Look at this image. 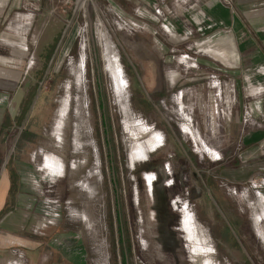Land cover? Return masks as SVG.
<instances>
[{
	"label": "rangeland",
	"instance_id": "374dc122",
	"mask_svg": "<svg viewBox=\"0 0 264 264\" xmlns=\"http://www.w3.org/2000/svg\"><path fill=\"white\" fill-rule=\"evenodd\" d=\"M239 1L0 0V264H264V0Z\"/></svg>",
	"mask_w": 264,
	"mask_h": 264
},
{
	"label": "crops",
	"instance_id": "0c3cea01",
	"mask_svg": "<svg viewBox=\"0 0 264 264\" xmlns=\"http://www.w3.org/2000/svg\"><path fill=\"white\" fill-rule=\"evenodd\" d=\"M249 0H246V2H240L239 1V3L241 4L240 5V7L242 8V4H243V6H245V7H247V2H248ZM245 3V4H244ZM30 7H32V6H28V8H30ZM34 7V6H33ZM217 7L218 6H216V4H210V5H207V7H206V10H208V13H209V15H212V16H215V17H218V15H219V17L222 19L223 18V21L228 25V26H231V25H233V23L234 24H236V26H240V30H242L243 29V32L241 31V32H238L237 33V36H241V38L243 39V41L244 40H246L247 41V39H249L248 37H250L251 38V36H252V38H254L255 40H256V38H255V36H258V34L257 33H260V31H262L261 30V28L259 27V26H261V24L260 25H258V27H256V28H253V29H251V27L250 26H246L245 24H243L242 22H240V17H234V15L231 13V12H229V11H227L226 9H218V10H216L217 9ZM36 10V8H32V9H30V10H32V11H34V10ZM29 10V11H30ZM228 15V16H227ZM227 16V17H226ZM27 20H28V18H27ZM152 21H154L155 19H151ZM205 20H210L209 18L208 19H205ZM166 21V19H163V21H162V23L161 24H163V22H165ZM170 21V20H169ZM211 21V20H210ZM158 22V21H157ZM171 22L172 21H170L169 23L171 24ZM207 23V22H206ZM161 24H160V27H162L161 26ZM149 25V24H148ZM172 25V24H171ZM244 28H246L247 29V31H244ZM148 29V28H147ZM156 29V28H155ZM162 31H163V28H162ZM164 32V31H163ZM257 34V35H256ZM154 35V37H153V39L154 38H157V39H159V38H161L162 36H161V33H157L156 31H155V33L153 34ZM166 35V34H165ZM160 36V37H159ZM167 37V36H166ZM247 38V39H246ZM251 38V39H252ZM170 40V39H169ZM258 41V40H257ZM202 44V43H201ZM200 43L198 44V45H201ZM208 49H211L212 51H217L216 49H213L211 46H208L207 47V49L206 50H208ZM205 50V51H206ZM225 57L226 56H224V58H223V60L225 59ZM3 63H6L7 61L6 60H3L2 61ZM9 177V176H8ZM1 179V178H0ZM9 181H10V178H9ZM9 189H10V185H9ZM9 189L2 195V197H0V211L4 208V206H5V204L7 203V198H8V194H9ZM2 219V218H1ZM1 221V220H0Z\"/></svg>",
	"mask_w": 264,
	"mask_h": 264
},
{
	"label": "built area",
	"instance_id": "2783aa9c",
	"mask_svg": "<svg viewBox=\"0 0 264 264\" xmlns=\"http://www.w3.org/2000/svg\"><path fill=\"white\" fill-rule=\"evenodd\" d=\"M227 2L228 3H230V0H227ZM82 7V6H81ZM84 11H86V10H84ZM160 14H161V12H159ZM88 22V21H87ZM162 26H164V28H167V31L168 32H172V30H171V28H169V26H167L166 24H164V25H162ZM95 29L97 30V32H96V35H97V37L98 38H100L99 37V34L101 35L102 33H104V30H105V25H104V19L102 18V17H98V22H96L95 23ZM92 39L94 40V34H93V31H92ZM100 40H101V38H100ZM181 55V61H182V63H185V62H187V64H188V61H189V59H190V55H188V54H186V53H182V54H180ZM119 75V78H118V80H122V78L123 77H125V71H123V68H122V70L120 71V73L118 74ZM118 82V81H117ZM125 83H126V79H125V81H122V83H121V86H123V87H125ZM217 84V86L216 87H218L220 90H222V88H223V84L221 83V82H219V83H216ZM126 85H127V83H126ZM225 86V85H224ZM182 95V94H181ZM258 96V95H257ZM182 96H180V100L182 99L181 98ZM183 100V99H182ZM181 102V101H180ZM243 112H244V114H243V122H244V124L245 125H247V124H251L252 123V121H253V112H252V109H251V107L248 105V106H245L244 107V110H243ZM137 122H139L141 125H144L145 127H147V129H149L150 130V132L152 133V132H154V133H157L158 131H155V129H154V126L153 125H151V126H149V125H147V122L143 119V118H140V120L139 121H137ZM261 125V124H260ZM180 128H182V125H181V127ZM158 133H160V132H158ZM160 138H159V144H161L160 146H156L155 148L156 149H158V148H161V147H163L165 144H164V138H163V136L161 135V133H160ZM195 146H197V144L195 143ZM198 147V146H197ZM155 148H153L152 150L154 151V150H156ZM218 152V151H217ZM216 154H213V155H209V157L211 158V159H214V160H216V159H218V160H221L222 159V157L219 155V152L217 153V155H216V157H214ZM167 170H169V167H168V169ZM151 174H153L154 176H153V178L154 179H157V175H156V173H151ZM147 178H148V180H149V176L147 175ZM152 178V179H153ZM182 208L184 207V208H186L187 209V206L185 205V204H183L182 206H181ZM185 209V212L187 211ZM186 214V213H185Z\"/></svg>",
	"mask_w": 264,
	"mask_h": 264
},
{
	"label": "trees",
	"instance_id": "16d2710c",
	"mask_svg": "<svg viewBox=\"0 0 264 264\" xmlns=\"http://www.w3.org/2000/svg\"><path fill=\"white\" fill-rule=\"evenodd\" d=\"M101 95H102V94H101ZM101 98L103 99V96H101ZM21 136H22V133H21V135H20V137H19V140H20ZM14 137H15V135H14ZM2 162H3V158H2V156H1V154H0V164H1ZM9 178H10V189H9L8 198H9V195H10V193L12 192V188H13V177H12V175L9 176ZM8 198H7V201H8ZM4 209H5V208H3V209L0 211V220H1V218H2V214H3V212H4ZM117 215L121 218V214H120V212H118ZM123 263H124V264H128V263H127V260L125 259V257L123 258Z\"/></svg>",
	"mask_w": 264,
	"mask_h": 264
},
{
	"label": "water",
	"instance_id": "95a60500",
	"mask_svg": "<svg viewBox=\"0 0 264 264\" xmlns=\"http://www.w3.org/2000/svg\"><path fill=\"white\" fill-rule=\"evenodd\" d=\"M9 185V177L8 175L4 174L0 179V197H2V195L9 189Z\"/></svg>",
	"mask_w": 264,
	"mask_h": 264
},
{
	"label": "bare ground",
	"instance_id": "6f19581e",
	"mask_svg": "<svg viewBox=\"0 0 264 264\" xmlns=\"http://www.w3.org/2000/svg\"><path fill=\"white\" fill-rule=\"evenodd\" d=\"M88 1V5H89V1L90 0H87ZM108 51H109V57H110V60H111V62L113 63V61H115L116 59H115V57H114V51H113V46L111 45V44H109L108 43ZM108 55V54H107ZM118 62H119V60H118ZM117 65V64H116ZM119 65H120V63H119ZM116 67V66H115ZM119 78V77H118ZM118 78H117V80H118ZM122 81H124V78H122V80L120 81V80H118V82H119V84L121 85V83H122ZM181 110H183L184 108L183 107H181L180 108Z\"/></svg>",
	"mask_w": 264,
	"mask_h": 264
}]
</instances>
